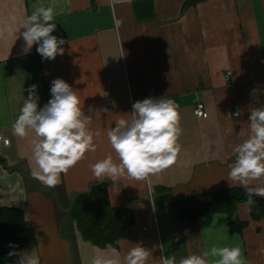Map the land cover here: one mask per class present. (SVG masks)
I'll return each instance as SVG.
<instances>
[{
    "label": "crops",
    "instance_id": "0c3cea01",
    "mask_svg": "<svg viewBox=\"0 0 264 264\" xmlns=\"http://www.w3.org/2000/svg\"><path fill=\"white\" fill-rule=\"evenodd\" d=\"M186 1L39 0L45 7L66 9L55 17L52 33L68 41L64 54L43 60L37 45L22 53L24 29L16 31L37 0H0V27L11 17L16 21L14 32L0 38V135L10 140L9 145L0 142V158L7 165L0 164V208L24 212L36 239L21 252L34 250L40 264H90L98 253L111 255L84 241L66 213L75 196L99 183H107L113 207L132 210L135 217L116 250L121 264L137 244L149 250L147 264H163L162 256L173 255L179 264L212 246H238L246 264H264V221L253 220L246 203L234 216L206 214L193 223L164 201L165 192L178 202L241 188L228 181L234 148L247 138L237 133L241 128L250 133L251 110L264 105V0H207L185 8ZM56 78L76 91L85 115L92 116L96 151L87 152L61 174L59 185L48 188L31 176L34 133L15 135L13 124L26 89L38 86L42 108ZM164 96L175 100L180 114L177 163L143 180L125 176L114 187L109 180L98 181L91 164L109 153L119 162L108 131L119 119H131L136 101ZM199 103L207 118L195 115ZM257 185H264V177L249 181ZM236 219L248 223L241 232L230 227ZM18 258L1 256L0 264H16Z\"/></svg>",
    "mask_w": 264,
    "mask_h": 264
},
{
    "label": "clouds",
    "instance_id": "9594fccd",
    "mask_svg": "<svg viewBox=\"0 0 264 264\" xmlns=\"http://www.w3.org/2000/svg\"><path fill=\"white\" fill-rule=\"evenodd\" d=\"M28 15L20 35L24 40L22 53L27 55L33 45L43 60H54L64 54V38L52 35L56 30L55 17L66 9H57L55 4L47 7L37 4ZM16 21L0 27V38L14 32ZM119 27V22L117 24ZM38 86L30 85L26 91L20 114L13 124L15 135L24 137L29 131L34 133L32 140L31 176L45 187L54 188L61 183V174L84 159L87 152H95L94 133L89 130L92 116L85 115L76 91L63 79L51 81V98L38 109ZM255 95V90L253 91ZM106 110V109H105ZM92 112V108H89ZM240 116L237 110L234 114ZM250 133L243 128L237 133L243 139L234 148L235 162L229 172L228 181L239 182L245 190L249 210L255 205V197L264 198V185L249 186V181L264 177V105L253 108L249 116ZM182 133L180 114L174 99L148 97L132 105L131 119L123 118L107 133L108 140L116 153L118 163L109 153L105 158L90 165L94 177L102 182L109 180L114 187L125 176L143 180L158 175L177 163L181 145L178 142ZM99 135V133H95ZM231 186V185H230ZM153 210L155 204L153 203ZM107 252L98 253L91 258L90 264H121L119 254L112 245ZM264 251V250H261ZM8 255L18 256L16 264H40L34 250L31 253L10 251ZM150 252L137 244L130 249L123 264H147ZM209 257L213 259L209 261ZM163 264H177L175 255L162 256ZM179 264H246L240 247H217L200 255H190L179 260Z\"/></svg>",
    "mask_w": 264,
    "mask_h": 264
},
{
    "label": "trees",
    "instance_id": "16d2710c",
    "mask_svg": "<svg viewBox=\"0 0 264 264\" xmlns=\"http://www.w3.org/2000/svg\"><path fill=\"white\" fill-rule=\"evenodd\" d=\"M204 1L207 0H187L185 8ZM0 164L7 166L2 158ZM163 190L165 189H159L160 192ZM164 196V201L169 203L182 219L193 223L206 214L225 213L234 216L238 205L246 203L247 199L243 187L197 195L178 202L173 201L166 192ZM254 199L256 202L250 210L251 217L255 221H264V199ZM66 213L83 240L101 249L112 245L119 250L121 242L135 226L132 210L112 206L107 193V183L96 184L89 192L75 196ZM247 224L236 219L230 227L234 232H241ZM35 239L33 225L27 221L22 210L0 208V257L8 255L10 251H23Z\"/></svg>",
    "mask_w": 264,
    "mask_h": 264
},
{
    "label": "built area",
    "instance_id": "2783aa9c",
    "mask_svg": "<svg viewBox=\"0 0 264 264\" xmlns=\"http://www.w3.org/2000/svg\"><path fill=\"white\" fill-rule=\"evenodd\" d=\"M155 93V88H151L149 91V95H154ZM195 115L199 118H207L208 117V113L205 110V106L202 103H199L195 109ZM0 142H3L5 145H9L10 144V140L3 137L2 135H0Z\"/></svg>",
    "mask_w": 264,
    "mask_h": 264
},
{
    "label": "rangeland",
    "instance_id": "374dc122",
    "mask_svg": "<svg viewBox=\"0 0 264 264\" xmlns=\"http://www.w3.org/2000/svg\"><path fill=\"white\" fill-rule=\"evenodd\" d=\"M158 201V200H157Z\"/></svg>",
    "mask_w": 264,
    "mask_h": 264
}]
</instances>
